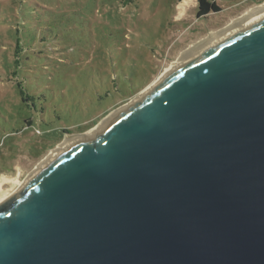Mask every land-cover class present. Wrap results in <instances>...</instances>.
<instances>
[{"label":"water","instance_id":"water-1","mask_svg":"<svg viewBox=\"0 0 264 264\" xmlns=\"http://www.w3.org/2000/svg\"><path fill=\"white\" fill-rule=\"evenodd\" d=\"M0 264H264V0L61 134L0 197Z\"/></svg>","mask_w":264,"mask_h":264},{"label":"rangeland","instance_id":"rangeland-1","mask_svg":"<svg viewBox=\"0 0 264 264\" xmlns=\"http://www.w3.org/2000/svg\"><path fill=\"white\" fill-rule=\"evenodd\" d=\"M259 1L216 0L220 13L199 20L191 0H0V177L21 181L61 134L138 97L180 50Z\"/></svg>","mask_w":264,"mask_h":264},{"label":"trees","instance_id":"trees-1","mask_svg":"<svg viewBox=\"0 0 264 264\" xmlns=\"http://www.w3.org/2000/svg\"><path fill=\"white\" fill-rule=\"evenodd\" d=\"M134 2H135V0H121V3L125 7L133 4ZM196 2L198 5L197 6V12H196V18L199 20L206 18L210 13L220 12V8L218 6H216L215 1H213V0H196ZM20 53L22 54L23 50L19 44V41H17L15 48H14V65H15V67H18L19 62L23 59L22 57H20ZM13 76L15 77V73L13 74ZM16 87L19 90V96L22 99V101L23 102H25V100L29 101L30 97L23 90L22 82L18 81L16 83ZM31 123L26 122V124H28V125H31Z\"/></svg>","mask_w":264,"mask_h":264},{"label":"bare ground","instance_id":"bare-ground-1","mask_svg":"<svg viewBox=\"0 0 264 264\" xmlns=\"http://www.w3.org/2000/svg\"><path fill=\"white\" fill-rule=\"evenodd\" d=\"M19 182L20 181L18 177L10 178V177L1 176L0 177V194L3 193V188L6 185H16L17 186Z\"/></svg>","mask_w":264,"mask_h":264},{"label":"crops","instance_id":"crops-1","mask_svg":"<svg viewBox=\"0 0 264 264\" xmlns=\"http://www.w3.org/2000/svg\"><path fill=\"white\" fill-rule=\"evenodd\" d=\"M191 1H194V0H191ZM195 2V1H194ZM186 3V2H185ZM197 3V2H196ZM215 4H216V6H218L219 7V5L217 4V2H216V0H215ZM186 6V5H185ZM197 4H196V11H197ZM220 8V7H219ZM221 10V9H220ZM241 14V13H240ZM183 15H184V12L182 11V16L181 17H183ZM179 18H180V16H179Z\"/></svg>","mask_w":264,"mask_h":264},{"label":"flooded vegetation","instance_id":"flooded-vegetation-1","mask_svg":"<svg viewBox=\"0 0 264 264\" xmlns=\"http://www.w3.org/2000/svg\"><path fill=\"white\" fill-rule=\"evenodd\" d=\"M218 13H220V12H218ZM218 13H210L209 15H214V14H218Z\"/></svg>","mask_w":264,"mask_h":264},{"label":"built area","instance_id":"built-area-1","mask_svg":"<svg viewBox=\"0 0 264 264\" xmlns=\"http://www.w3.org/2000/svg\"><path fill=\"white\" fill-rule=\"evenodd\" d=\"M195 2H196V0H194ZM213 1H215V0H213Z\"/></svg>","mask_w":264,"mask_h":264}]
</instances>
